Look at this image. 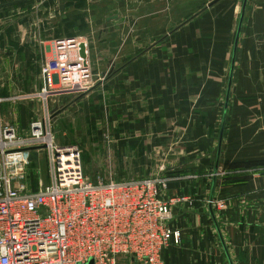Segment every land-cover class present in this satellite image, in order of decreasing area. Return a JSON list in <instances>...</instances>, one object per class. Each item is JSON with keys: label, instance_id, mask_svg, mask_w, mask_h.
Segmentation results:
<instances>
[{"label": "crops", "instance_id": "0c3cea01", "mask_svg": "<svg viewBox=\"0 0 264 264\" xmlns=\"http://www.w3.org/2000/svg\"><path fill=\"white\" fill-rule=\"evenodd\" d=\"M212 1L0 0V124L27 135L47 105L86 170L167 178L182 240L166 264H264V0L247 1L233 69L244 0ZM76 35L93 84L45 101L52 38Z\"/></svg>", "mask_w": 264, "mask_h": 264}, {"label": "built area", "instance_id": "2783aa9c", "mask_svg": "<svg viewBox=\"0 0 264 264\" xmlns=\"http://www.w3.org/2000/svg\"><path fill=\"white\" fill-rule=\"evenodd\" d=\"M82 42L77 36L55 39V57L41 68L38 94L45 101L52 93L90 89L92 66L80 53ZM30 147H43L49 157L50 182L36 192L14 187L8 166L9 158L23 160ZM168 181L91 179L79 147L57 144L47 105L27 135L0 124V264H119L121 255L138 264H166L164 251L182 240L173 224L174 198H163Z\"/></svg>", "mask_w": 264, "mask_h": 264}, {"label": "rangeland", "instance_id": "374dc122", "mask_svg": "<svg viewBox=\"0 0 264 264\" xmlns=\"http://www.w3.org/2000/svg\"><path fill=\"white\" fill-rule=\"evenodd\" d=\"M76 36L78 37L80 35H76ZM56 38L57 37L52 38L53 45ZM93 79H94V72H93ZM92 84H93V80L90 83V85ZM54 126L55 124L53 123V129ZM53 131L55 132L56 130ZM54 134L55 135L57 134V136L58 134L62 135L60 129H58V132H55ZM55 140H56V136H55ZM81 157L83 158V155H81ZM11 158L12 159L10 158L8 159V166H9V170L11 171V181L14 187L21 190L26 189L29 192H36L40 190L42 186L49 184L50 168H49V157L46 150L44 149H40L36 151L31 150L30 152L25 153L23 160H20L18 155H14ZM83 170L85 174L93 180L103 179L105 177L101 170L99 171L97 170L96 172L94 168H90L89 170H86L84 166H83ZM105 178H107V180H122L120 178H115L113 176H108ZM119 264H135V259L134 258L132 259L130 256L127 255H121L119 258Z\"/></svg>", "mask_w": 264, "mask_h": 264}, {"label": "water", "instance_id": "95a60500", "mask_svg": "<svg viewBox=\"0 0 264 264\" xmlns=\"http://www.w3.org/2000/svg\"><path fill=\"white\" fill-rule=\"evenodd\" d=\"M219 0H213L209 5L212 6L214 3H216ZM247 1L248 0H244L243 1V6H242V10H241V14H240V18H239V23H238V29H237V36H236V42H235V50H234V56H233V60H232V69L234 67L235 64V54H236V48H237V44H238V40H239V36H240V32H241V27L243 24V18H244V14H245V8L247 5ZM81 55L83 57H87V52H86V44L84 42L81 43ZM230 88H231V80L229 82V88H228V96H229V92H230ZM227 107H228V99L225 105V111H224V116H223V121H222V126H221V134H220V140H219V147H218V152H217V160H216V167H215V173H214V183L212 186V194L209 200L210 203V211H211V215L212 218L215 222V224L217 225V228H219L218 223H217V219L215 216V212L213 209V201H214V190H215V184H216V178H217V172H218V166H219V158H220V153H221V145H222V140H223V133H224V128H225V119H226V113H227ZM43 147H41L42 149ZM35 147H30L27 148L26 150H35Z\"/></svg>", "mask_w": 264, "mask_h": 264}]
</instances>
